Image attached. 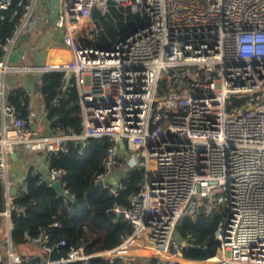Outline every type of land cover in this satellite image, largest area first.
<instances>
[{
  "label": "built area",
  "instance_id": "obj_1",
  "mask_svg": "<svg viewBox=\"0 0 264 264\" xmlns=\"http://www.w3.org/2000/svg\"><path fill=\"white\" fill-rule=\"evenodd\" d=\"M36 1L0 0V11L13 7V29L0 43V264H132L140 257L187 264L182 251L193 239L179 240L175 228L204 199L223 214L215 255L203 264H264V0H58L53 20L48 8L34 10ZM24 31L49 50L42 61L10 64ZM28 74L58 75L51 88L42 79L51 134L38 132L40 117L25 92L23 109L11 101L15 79ZM75 111V124L67 125L63 114ZM90 139L110 143L93 181L109 196L126 190L131 170L142 171L128 207L107 210L131 232L92 253L84 244H51L44 231L24 233L43 252L38 262L26 261L11 239V210L27 183L10 192V155L15 147L45 151L48 172L39 182L59 183L64 202L73 201L65 171L49 167L51 155L69 146L82 154ZM52 251L61 258L49 260Z\"/></svg>",
  "mask_w": 264,
  "mask_h": 264
},
{
  "label": "trees",
  "instance_id": "obj_2",
  "mask_svg": "<svg viewBox=\"0 0 264 264\" xmlns=\"http://www.w3.org/2000/svg\"><path fill=\"white\" fill-rule=\"evenodd\" d=\"M13 7L0 11L4 19L0 20V43L10 35L13 22L8 21ZM103 26L108 35L113 37L115 30L107 23ZM120 28V26H119ZM49 88L54 85L58 75H44L42 77ZM17 96L11 98L19 109V96L23 95L20 89H15ZM47 92V87L45 88ZM73 113H64L65 122H69ZM74 119V117L72 118ZM48 122L49 120L46 119ZM75 124V119L69 122ZM110 146L108 140L90 139L78 154L73 146L67 151H58L51 155L49 167L65 171V187L74 196V200L64 202L62 196L53 187L39 182L38 174L28 173L25 181L27 192L12 202L11 219L13 229L11 239L14 245L25 244L24 233L30 236L41 232L49 234V242L66 241V250L69 246L85 245V253L110 249L120 242V235L130 233L131 228L113 213L107 212L114 204L128 207L127 196L137 191L136 183L141 179L142 171L131 170L125 182L126 190L118 198L109 196L108 190L94 185L95 177L101 172V161L106 149ZM4 206V187L0 182V210ZM223 211H215L209 203L204 209L191 216L183 217L175 228L176 237L187 243L189 237L193 245L182 251V257L189 261H206L216 252L214 232L222 217ZM58 227H53L54 223ZM145 259H135L132 264H144ZM29 262H38L32 259ZM74 264V263H72ZM90 264H124L121 260H91ZM153 264V263H151Z\"/></svg>",
  "mask_w": 264,
  "mask_h": 264
},
{
  "label": "crops",
  "instance_id": "obj_3",
  "mask_svg": "<svg viewBox=\"0 0 264 264\" xmlns=\"http://www.w3.org/2000/svg\"><path fill=\"white\" fill-rule=\"evenodd\" d=\"M48 1L49 0H37L34 10L45 12L48 8ZM42 41L44 42V44H42ZM17 45L19 48H22L24 50L25 59L22 60L23 63L26 61H28L27 63L42 61L46 57V53L49 50L45 39L40 40L31 38L26 31H24L22 36L18 38ZM40 57H42L41 60H39ZM11 78L12 77L9 76L7 79L9 84L10 82H12ZM24 78L21 80L15 79L13 87H15L16 89H20L22 93L25 92L27 94V97L31 101L32 106L36 109L38 117H40L39 120L37 119L38 132L47 134L53 133L52 129L50 128L49 122L42 116L43 105L45 104V99L42 94V76L38 74H28ZM72 118L73 117H71L70 121L74 120ZM69 122H67V125H69ZM47 172L48 163L46 159V153L43 150L32 151L21 147H15L13 153L8 159V180L10 187L15 186V188H17L20 182H22L27 177L28 173L38 174L39 176H45ZM16 246L18 247L22 258L26 261L29 262L32 259H38L39 261L41 259L39 258V255H33V249L38 248L37 246L27 245L26 243ZM0 247L3 248L1 242ZM184 262L187 264L205 263L198 261Z\"/></svg>",
  "mask_w": 264,
  "mask_h": 264
},
{
  "label": "water",
  "instance_id": "obj_4",
  "mask_svg": "<svg viewBox=\"0 0 264 264\" xmlns=\"http://www.w3.org/2000/svg\"><path fill=\"white\" fill-rule=\"evenodd\" d=\"M47 7L51 12L49 19L52 20L55 18L56 12L58 10V0H49L47 3ZM23 53H24V50L22 48L16 49L15 54L10 57L9 61L10 62H17L19 60L20 56L23 55ZM117 146L123 153H126L125 147L121 141L118 142ZM121 173H122V171H119L118 174L114 175L112 180L113 181L116 180L118 178V176L121 175ZM98 186H100V183L98 184ZM51 187H53L59 193L61 192V186L59 183L55 182L52 184ZM14 190H15V186H11L10 192L12 193ZM206 203H207V199H204L203 203L200 205V209H204ZM59 258H61V255L57 254L55 251H52L48 256L49 260H56Z\"/></svg>",
  "mask_w": 264,
  "mask_h": 264
},
{
  "label": "rangeland",
  "instance_id": "obj_5",
  "mask_svg": "<svg viewBox=\"0 0 264 264\" xmlns=\"http://www.w3.org/2000/svg\"><path fill=\"white\" fill-rule=\"evenodd\" d=\"M39 52V51H38ZM40 53V52H39ZM42 59V57H40V59L39 60H41ZM28 61H26V62H22V61H20V62H17V63H12V62H10V64H15V65H17V64H25V63H27ZM8 78V77H7ZM4 251V248H2V247H0V254L2 253ZM147 253H150V252H147ZM33 255H39V258H41V257H43V252L41 251V249H39V248H35V249H33ZM146 258V257H145ZM144 257H140V258H138V259H145ZM135 260V259H134ZM133 260V261H134ZM208 264H210V263H208Z\"/></svg>",
  "mask_w": 264,
  "mask_h": 264
}]
</instances>
